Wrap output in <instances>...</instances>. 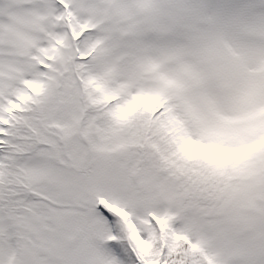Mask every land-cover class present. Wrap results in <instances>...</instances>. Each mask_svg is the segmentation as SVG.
I'll return each instance as SVG.
<instances>
[{
  "label": "snow or ice",
  "instance_id": "6c2138e0",
  "mask_svg": "<svg viewBox=\"0 0 264 264\" xmlns=\"http://www.w3.org/2000/svg\"><path fill=\"white\" fill-rule=\"evenodd\" d=\"M0 264H264V0H0Z\"/></svg>",
  "mask_w": 264,
  "mask_h": 264
}]
</instances>
